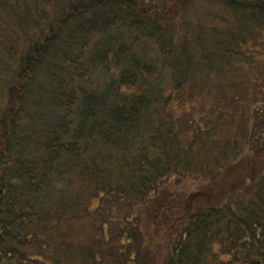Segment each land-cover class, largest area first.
Returning a JSON list of instances; mask_svg holds the SVG:
<instances>
[{"label":"trees","instance_id":"trees-1","mask_svg":"<svg viewBox=\"0 0 264 264\" xmlns=\"http://www.w3.org/2000/svg\"><path fill=\"white\" fill-rule=\"evenodd\" d=\"M179 1L157 10L145 0H0V87L11 106L0 121V264H26L34 228L52 238L41 245L46 264H64L60 253L91 264L53 240L96 219L110 197L142 233L156 217L157 239L170 225L163 213L171 218L162 264H264V0H229L232 19L206 20L188 8L194 0ZM238 76L250 79L220 84ZM198 153L202 172L191 175L203 193H184L173 217L175 195L161 188ZM71 180L91 209L77 207Z\"/></svg>","mask_w":264,"mask_h":264},{"label":"rangeland","instance_id":"rangeland-1","mask_svg":"<svg viewBox=\"0 0 264 264\" xmlns=\"http://www.w3.org/2000/svg\"><path fill=\"white\" fill-rule=\"evenodd\" d=\"M53 2V0H50ZM59 1V0H58ZM90 1L92 0H84V6H87L90 4ZM180 0L179 2H181ZM147 4H150L153 6V8L158 7L157 10H165L170 8V6L173 5L174 0H145ZM178 2V3H179ZM193 4L188 6V8L194 13H200L201 20H206L208 18V15L216 14V12H221L226 17L232 19L234 17L235 12H233L228 6H229V0L225 1L224 4L218 3L216 6L212 5H206L204 6L202 4L201 0H194L191 1ZM228 5V6H225ZM58 6V5H57ZM196 6V7H194ZM178 9H181V6L178 7ZM195 9V10H194ZM48 10L51 12L52 10L48 8ZM175 10V9H174ZM172 10L169 11V14L172 19V14L174 12ZM201 11V12H200ZM58 14V13H57ZM205 15L202 17V15ZM50 16V14H49ZM214 17V15H213ZM90 18V15L88 16L87 20ZM169 18V17H168ZM179 23L178 15L175 19H172V26L177 27ZM73 25L71 24L67 27V30L65 34H68L73 30ZM220 27L225 29L224 25L220 24ZM219 27V28H220ZM246 39H249L248 37H245ZM245 53L250 54L249 51H245ZM254 54V53H253ZM258 55L256 58V61L259 62L261 69L264 72V43L260 47L259 52H256ZM246 69V68H244ZM244 79H250L246 76H238L231 78L227 81L221 80L220 84H227V83H237L238 81H242ZM11 106H9L8 101L6 100L5 93L2 90V87H0V121L4 118V113L6 110H8ZM242 131L240 130H233L232 132H228L227 135L231 138H234L236 135H240ZM186 138V137H185ZM203 146H199V150ZM200 155V153H198ZM205 158L206 155L202 153ZM208 163L214 167L216 164L215 157L212 155L207 157ZM199 160H196L190 164V167L184 171L182 177H178L175 181L174 186L169 185V180L166 182L164 186H162L161 189L164 190V192H171L174 196V201L172 204H174L177 207V215L173 212L171 216L175 217H181V209H182V202L184 200V193L188 194H201L202 192V177L199 179V181L194 182V178L191 175V172L193 170L197 174H201L202 170L200 169V165L203 164L201 161H205L203 157H198ZM201 160V161H200ZM208 172V170H207ZM192 176V177H191ZM62 183V180H61ZM71 183L73 188V199H76V205L78 207V203L80 206H83V204H87L88 209H91L92 206L95 204L90 201V193L88 192H81L79 196V192L75 185V182L72 183V180L69 182ZM64 185V184H63ZM77 191V192H76ZM195 191V192H193ZM192 192V193H191ZM179 193H182L183 196H179ZM154 203L148 207L147 211H151L153 208ZM141 207V205H139ZM144 209V206H143ZM100 210V209H98ZM146 212V210H145ZM165 220L167 219V222H170V225L161 226V231L163 232V240L157 239V235L153 234V231L155 230V223L157 222L156 217H150L146 218L147 221L145 222V225L143 227L144 233L148 236L146 245L144 247V250L138 249L136 244H141L142 246V240L141 237L144 235L139 230V226L141 224L140 220H134L132 219V216H130V211L127 208V205L118 199H112L110 197V201L107 203H104L101 207V214H98L96 219L88 221H73L67 224L65 227L59 229L56 232V235H58L59 238H54L53 241L66 243L67 246L70 248V252L75 257V254L78 256V259H81V261L88 260L90 255L95 256V258L92 260L91 264H99L96 261H99V258H102L104 263L103 264H153L152 262V254H159L156 258L155 264H162L163 260L167 256V249L164 246V240L166 237L170 236L172 234V227L173 222L171 221V218L167 216L166 213H163ZM126 217L127 220H126ZM109 224V227H107ZM179 226H184L183 224H180ZM179 226L177 227V232L179 231ZM180 227V228H181ZM104 228L107 237L104 236L103 230ZM124 230L126 232L128 231L130 234L133 235V241L132 246H128L127 237H124ZM159 231H160V225H159ZM37 233V234H36ZM36 234V235H35ZM49 237V239H48ZM27 242H29V245H27L28 248H25V255L27 254L26 258V264H46L44 261V257L48 256L51 258V254L47 255L44 254L45 250H43L42 246L43 243H47L48 241H51L52 238L49 235H45L41 233V230L38 228H34L31 230V236L27 237ZM48 240V241H47ZM55 242V244H56ZM32 243L34 245H32ZM32 245V246H31ZM128 249H131L128 251ZM149 251V252H145ZM130 255V257L133 258H127ZM140 254H143L145 258L141 257ZM56 255V254H55ZM103 255V256H102ZM54 257V256H52ZM58 260H62L65 263L64 264H71L68 260L64 258V253H60L59 257H57ZM133 259L135 261H133ZM90 262V261H89ZM75 264H81V263H75Z\"/></svg>","mask_w":264,"mask_h":264}]
</instances>
